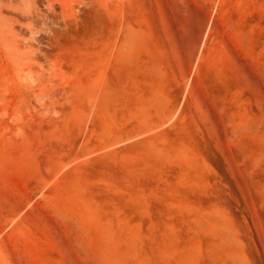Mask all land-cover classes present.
I'll return each instance as SVG.
<instances>
[{"label":"rangeland","instance_id":"obj_1","mask_svg":"<svg viewBox=\"0 0 264 264\" xmlns=\"http://www.w3.org/2000/svg\"><path fill=\"white\" fill-rule=\"evenodd\" d=\"M0 264H264V0H0Z\"/></svg>","mask_w":264,"mask_h":264}]
</instances>
